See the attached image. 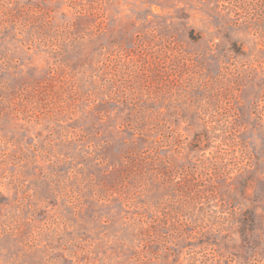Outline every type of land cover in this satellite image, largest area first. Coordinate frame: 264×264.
Returning <instances> with one entry per match:
<instances>
[{"label": "rangeland", "instance_id": "obj_1", "mask_svg": "<svg viewBox=\"0 0 264 264\" xmlns=\"http://www.w3.org/2000/svg\"><path fill=\"white\" fill-rule=\"evenodd\" d=\"M0 264H264V0H0Z\"/></svg>", "mask_w": 264, "mask_h": 264}]
</instances>
